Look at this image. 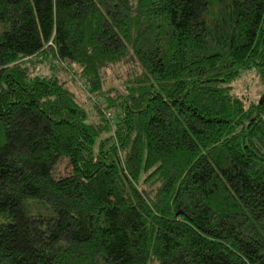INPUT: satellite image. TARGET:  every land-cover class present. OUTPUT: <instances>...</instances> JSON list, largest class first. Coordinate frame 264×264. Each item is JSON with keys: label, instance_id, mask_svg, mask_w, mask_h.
<instances>
[{"label": "trees", "instance_id": "trees-1", "mask_svg": "<svg viewBox=\"0 0 264 264\" xmlns=\"http://www.w3.org/2000/svg\"><path fill=\"white\" fill-rule=\"evenodd\" d=\"M50 54L92 94L140 74L92 125L25 65ZM252 69L264 0H0V264H264V93L231 92Z\"/></svg>", "mask_w": 264, "mask_h": 264}, {"label": "rangeland", "instance_id": "rangeland-1", "mask_svg": "<svg viewBox=\"0 0 264 264\" xmlns=\"http://www.w3.org/2000/svg\"><path fill=\"white\" fill-rule=\"evenodd\" d=\"M25 65L29 68V72L32 76H44L51 77L55 76L59 78L60 82H65L67 89L74 95L76 102L83 106L86 112V123L92 125H105L102 118L104 114L101 113L100 109H106L107 105L104 102V96H108L113 99H118L120 92H124V88L128 86L130 78L134 74H140V70L132 60L128 59L122 64L112 67L107 70L104 76L101 78V89L99 90L102 94H92L84 90L81 86L82 84L78 82L69 81V76L66 75L65 70L56 59L53 58V55H48L46 58H43L40 61H37L36 58L31 59ZM74 71L79 74L78 69L73 67ZM231 92L244 100L246 106L251 104H257L259 99L264 93V87L260 82V79L257 75L255 69L244 72L238 79H236L231 84ZM89 93V94H88ZM89 95V96H88ZM91 98L96 99L98 104L96 107L92 105L88 100ZM93 100V99H92ZM91 101V100H90ZM117 102V101H115ZM100 108V109H99ZM116 117L113 116V120L108 122L110 125H114ZM109 131H103L101 134V140L107 139L109 136L113 135L114 129L110 128ZM69 172V169L65 162L60 163L56 170L55 175L57 177L65 176Z\"/></svg>", "mask_w": 264, "mask_h": 264}, {"label": "built area", "instance_id": "built-area-1", "mask_svg": "<svg viewBox=\"0 0 264 264\" xmlns=\"http://www.w3.org/2000/svg\"><path fill=\"white\" fill-rule=\"evenodd\" d=\"M107 118H109V115H106Z\"/></svg>", "mask_w": 264, "mask_h": 264}]
</instances>
